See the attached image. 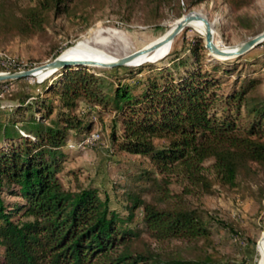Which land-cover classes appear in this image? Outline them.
<instances>
[{
  "label": "trees",
  "instance_id": "obj_1",
  "mask_svg": "<svg viewBox=\"0 0 264 264\" xmlns=\"http://www.w3.org/2000/svg\"><path fill=\"white\" fill-rule=\"evenodd\" d=\"M82 1L36 0L20 16L12 14V26L40 29L50 10L65 13ZM250 1L226 0L233 10ZM200 49L193 42L170 67L141 63L128 69L130 84L106 81L86 65H67L47 76L40 91L0 109V264H221L208 254L161 256L147 244L132 246L142 233L156 241L208 240L196 209L178 201L157 205L170 197L171 177L211 194L214 183L234 186L249 163L264 164V101L247 96L259 80L238 79L221 90L219 74L231 72L221 63L202 66ZM144 68L143 77L133 75ZM79 101L113 111L120 135L112 132V143L152 165L135 176L143 184L123 192L125 216L96 187L70 190L59 179L70 133L76 142L90 133V120L75 113ZM153 191L158 203L142 197ZM136 209L140 228L130 226Z\"/></svg>",
  "mask_w": 264,
  "mask_h": 264
},
{
  "label": "rangeland",
  "instance_id": "obj_2",
  "mask_svg": "<svg viewBox=\"0 0 264 264\" xmlns=\"http://www.w3.org/2000/svg\"><path fill=\"white\" fill-rule=\"evenodd\" d=\"M188 1L170 0L156 4L150 0H132L130 3L125 0H84L72 5L65 13L50 10L40 29L18 31L12 26V14L20 16L22 8L36 0H3L0 3V61H9L10 65L5 67L0 62V71L28 69L62 57L96 29L116 31L126 43V53H130L161 39L187 13H200L211 25L213 43L228 51L264 31V0H251L237 10H233L226 0H203L187 7ZM5 21L9 23L6 25ZM193 26L184 27L173 37L166 55L144 63H152L158 68L170 67L174 57L189 54V47L194 42L202 45L198 52L202 66L209 68L211 63H221L232 73L219 74L224 80L221 90L229 89L238 79L257 78L258 83L248 90L247 96L253 101H264V40L232 62L235 57L220 59L212 55L204 46L202 28ZM109 42L107 51L121 57L124 43L122 46V42L114 38ZM87 67L109 82L130 84L133 81V78H127V71L135 66ZM147 71L144 68L133 75L143 77ZM45 78L30 76L0 81V109L13 104L23 93L40 91ZM54 104H58L56 99ZM75 113L90 120V133H96L97 138L85 143L83 140L89 133L76 142L75 135L70 133L65 148L67 157L58 174L59 179L70 190L87 185L96 187L100 198L106 199L110 208L125 216L123 192L143 184L136 181L135 176L139 170L151 169L152 165L146 158L120 151L112 143V132L116 137L120 135V123L113 111L79 101ZM54 114L55 110L50 116ZM248 165L239 171L234 186L214 183L211 194L201 193L195 186L174 177L169 184L171 195L163 203L156 202L154 191L142 194L145 200L159 206L178 201L196 209L209 230L208 240L156 241L142 233L139 239L132 241V246L143 249L147 244L161 256L195 258L208 254L221 264H264V164L252 162ZM134 212L130 226L140 228V210Z\"/></svg>",
  "mask_w": 264,
  "mask_h": 264
},
{
  "label": "water",
  "instance_id": "obj_3",
  "mask_svg": "<svg viewBox=\"0 0 264 264\" xmlns=\"http://www.w3.org/2000/svg\"><path fill=\"white\" fill-rule=\"evenodd\" d=\"M194 17L195 16H192L189 13L182 15L181 18L178 20V22H176L168 30V32L163 36L161 40L153 42L149 44L148 46L142 47L138 50H134L130 52L129 54H127L126 56H122L114 61H110L106 63H96V62L80 60V59H64V58H61L60 56H57L49 62H46L39 66L31 67L28 69L15 70V71H0V81L19 79V78H25V77H30V76L32 77L34 76L35 73H38V72H41L42 74H44L42 78H45L49 76L50 74H52L57 69L67 66V65H86V66L91 65V66H100V67H105V68H112L115 66L127 65V62L133 59L134 57L146 54L152 51L153 49H155L158 45L170 42L173 39V37L178 32H180L189 23V21L193 19ZM202 21L204 22V31L202 35L204 39V46L212 55L216 57H222V58L228 59V58L239 56L264 40V31H262L256 34L255 36H253L252 38H250L249 40L237 46L234 50H231V51L224 50L223 48L216 46L212 42L211 30L208 25V22L205 19H202ZM156 59L157 58H155L154 60ZM148 62H152V60ZM141 63L142 61L138 62L136 65H139Z\"/></svg>",
  "mask_w": 264,
  "mask_h": 264
},
{
  "label": "bare ground",
  "instance_id": "obj_4",
  "mask_svg": "<svg viewBox=\"0 0 264 264\" xmlns=\"http://www.w3.org/2000/svg\"><path fill=\"white\" fill-rule=\"evenodd\" d=\"M189 14L191 15L192 13H189ZM192 16H195V17L191 19L185 27L187 28L194 27L193 25L195 24L196 26H199L200 28H202L201 31H204V22L202 21L201 14L195 13ZM208 25L212 33L213 30L211 28V25L210 24ZM102 34H107V36H103ZM111 38L117 39L118 41H120V43L123 41V40L121 41V36L118 35L116 31H113V30L106 31V30H101V29L93 30L92 32H90V35L88 37H85L84 39H82L75 47L68 50L64 54V56H62L61 58L87 60V61H92L96 63H106V62L114 61L120 58L119 56L120 54L115 55L107 51V48L110 45L109 39ZM212 42H213V39H212ZM123 43H124V47H122L121 49L123 52V55H121V57L129 54V53H126L127 50H125V44H126L125 41L122 42V46H123ZM171 46H172V40L170 42L158 45L155 49H153L152 51L146 54L134 57L133 59L127 62V65L136 66V64L141 61L142 63L148 62L151 60L157 61L159 59L158 57L160 56L163 57L169 52V50L171 49ZM119 50L120 49H118V51ZM155 58L157 59L154 60ZM218 58L225 59L222 57H218ZM43 76L44 74H42L41 72H38V73H35L33 77L41 79Z\"/></svg>",
  "mask_w": 264,
  "mask_h": 264
},
{
  "label": "built area",
  "instance_id": "obj_5",
  "mask_svg": "<svg viewBox=\"0 0 264 264\" xmlns=\"http://www.w3.org/2000/svg\"><path fill=\"white\" fill-rule=\"evenodd\" d=\"M1 62V64L3 65V66H5V67H7V65H10V63H9V61L8 62H3V61H0ZM6 71H14V70H6ZM97 138V134L96 133H90L89 135H87L86 137H85V139L83 140L85 143L87 142H91V141H93L94 139H96Z\"/></svg>",
  "mask_w": 264,
  "mask_h": 264
}]
</instances>
